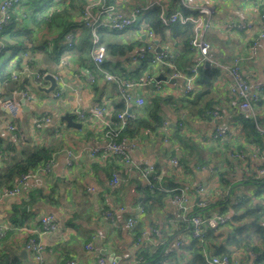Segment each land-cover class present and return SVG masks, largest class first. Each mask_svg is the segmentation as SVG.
<instances>
[{"label":"crops","instance_id":"crops-1","mask_svg":"<svg viewBox=\"0 0 264 264\" xmlns=\"http://www.w3.org/2000/svg\"><path fill=\"white\" fill-rule=\"evenodd\" d=\"M112 4L123 13L131 12L135 7L162 1L168 9L171 0H111ZM56 3L62 0H54ZM182 5L192 14L203 6L215 8L210 18V28L206 38L211 44L210 64L218 69V76L211 93L198 104H172L163 107V127L156 132L144 130L136 139H130L134 144L131 151L132 165H126L119 157L103 152L94 154L96 149L106 145L104 132L107 122L118 107L134 106L127 104L121 97L117 86L104 76L96 79L91 67L92 57L77 54L59 56L62 43L60 34L66 23L82 21V11L74 10L68 14L67 21L36 25L31 20L25 26L36 31L34 48L30 50L20 66L16 61L11 63V85L0 86L4 98L13 95L21 102V112L16 120L11 119L7 111L0 107V146L6 149L13 145L20 152L25 146H48L56 148L48 171L43 168L37 171L25 185L17 197H7L0 200V230L5 229L4 237L0 236V264H99L101 258L110 261L115 259L118 264H151L143 263L138 258L141 249L151 251L161 250L159 264H184L191 258L189 253L178 248L179 240L189 242V226L182 219L179 209L172 203L168 195L162 200L152 198L153 193L144 183L137 166L153 165L159 191L170 194L176 189L188 188L193 200L203 197L207 201L204 215H224L228 221L233 215L231 206L245 198H254L261 191L262 179L258 177L257 169L262 163L264 151L254 157L255 147L246 146V159H232L231 149H239L245 143L237 129L235 121V96L231 93L233 79L228 68L234 64L235 58L241 59L243 76L251 87L264 84V41H259L257 53L253 55L252 45L258 40V34L264 23V0H181ZM67 3L69 9L70 2ZM52 8V12L64 8L66 4ZM58 5V6H59ZM66 8V7H65ZM177 8V7H175ZM50 11V12H51ZM50 15V14H49ZM28 18L24 15V19ZM250 25L251 29H228V25ZM40 26V27H39ZM117 41L123 44H135L134 51L125 57L114 59L117 69L132 72L135 64L133 57L142 51L147 42V31L129 29ZM59 43V44H58ZM158 49L168 51L174 58L181 54L182 41L157 40ZM108 58V56H107ZM195 52L189 59H182L176 68L185 71L197 62ZM175 60V59H174ZM162 66H151L150 74L157 79L159 76L167 81L137 87L136 94L145 101L153 96L169 97L176 100L185 98L184 83L173 77L171 69L162 70ZM47 74L53 75L61 88V95L56 92L46 93L33 88L38 83L42 88H49L50 82L45 80ZM91 75L94 81H91ZM158 82V81H156ZM19 86H25L21 88ZM25 89V90H23ZM201 88L196 85V91ZM32 95L31 101L22 103L21 92ZM264 99V95H263ZM144 103V105H145ZM104 106L108 109L105 116H93L94 107ZM143 105V106H144ZM211 106L214 114H202V110ZM143 106L136 108H142ZM209 110V111H210ZM78 111H85L89 118L81 121ZM264 127V104L255 110ZM69 114L82 128L67 126L62 117ZM49 119L50 121H47ZM14 123L15 131L9 130V124ZM221 128L230 129L231 138L225 137L223 146L221 139H215L214 133ZM234 130V131H233ZM247 144V143H246ZM191 145L195 147L191 148ZM237 149V150H235ZM68 151L77 154L78 160L69 165ZM230 151V152H229ZM233 151V152H234ZM184 157L195 160L189 162L186 169L180 166ZM177 159L179 166L172 164ZM202 159L205 163H196ZM2 162H0V166ZM119 177V183L113 185V176ZM205 188V194L197 192L199 186ZM93 190V191H91ZM42 192L48 197V202L29 204L30 196ZM124 208V211H120ZM113 212L112 219L107 217ZM52 215L58 230L42 235L46 252L42 262H36L33 256L25 251L24 245L35 230H40V219ZM134 217L136 230L141 234L152 229L156 234L143 237L138 243L134 228L128 226V219ZM26 219V225L11 228V219ZM231 227L226 225L215 233H225ZM224 236L220 241H223ZM183 243V244H184ZM218 241H214V245ZM256 243V242H255ZM91 244L92 251L86 249ZM182 246V245H181ZM209 252V251H208ZM212 255V253H208ZM232 261L237 264H256L257 254L248 248L234 249ZM156 264V263H154Z\"/></svg>","mask_w":264,"mask_h":264},{"label":"trees","instance_id":"trees-1","mask_svg":"<svg viewBox=\"0 0 264 264\" xmlns=\"http://www.w3.org/2000/svg\"><path fill=\"white\" fill-rule=\"evenodd\" d=\"M92 1L93 0H62L60 3L66 4L64 8L52 12V8L60 7V3H55L54 0H20L19 5L11 12V24L0 32V86L5 87L12 84V88L17 87L12 81V74L10 73L11 63L16 61L19 70L25 60L24 58L28 56L30 50L34 48L36 31L25 26L26 21L31 20L32 23L40 26L43 24H55L61 20L67 21L68 14H70L71 11L81 9V15H83L84 7ZM180 1L181 0H171V7L168 9L169 12L180 10L185 15H197V12H193L194 14H192V12L182 5ZM66 2H70L71 7L69 9L67 8ZM106 3L112 4V1L106 0ZM160 12V7L154 6L150 11L141 16L134 27L129 29L153 30L159 41H166L167 39L181 40V54L177 58H174V61L178 64L182 59H189L194 52L190 46V40L193 37V24L188 23L186 25H181L177 23L170 27H165L159 19ZM24 15L28 16L26 20L24 19ZM47 16H49L51 23H48ZM127 30L109 32L101 29L99 31L101 42L107 49L108 58H106L105 62L99 68L94 63L92 64L91 69L96 79L99 75L104 76V73H110L125 79L139 80L150 71L152 58L150 55H147L144 60H138L132 72L120 70V68L117 69V63L114 59L125 57L127 54L134 51L135 44H123L117 41V38L122 36ZM70 31H74L77 34L75 44L72 48H68L64 44L65 36ZM59 41L62 43L61 50L59 51V56L61 57L77 53L86 56L91 55L93 48L92 34L91 30L84 26L83 21L66 23L65 28L60 34ZM217 76L218 69L215 66L203 65L200 68V74L196 82L197 87L199 86V88H201L199 92L195 90L194 93L185 95V98L182 100L156 95L147 99L145 105L140 109L133 106L131 111L135 115V119L128 122V125L121 131L120 137L132 140L139 137L144 130L153 132L158 131L163 127V107L173 102L177 104H179V102L186 103L189 105L198 104L211 93ZM19 87L20 89L25 88V86ZM263 104L264 99L262 96L257 102L253 103L254 113L255 110L260 108ZM210 108L211 106L209 105L203 109L201 111L202 114H211L212 111ZM125 110V105L118 107L114 114H112L110 121L115 123L117 121V115ZM235 114V121L239 124L237 132H239V135L245 140V143H243V145L241 144L239 149L244 151L246 146H253L255 148L259 147L260 151H264V127H261L262 120L256 113L254 117H251L239 109L238 111L235 110ZM107 130L108 128L105 129V132ZM233 134L236 135V130L235 133H232V131L228 129L226 137L231 138ZM220 144L223 146L230 145L226 144L223 139H221ZM191 146V148L195 147V145ZM231 146L234 145L232 144ZM231 146H229V148H231ZM0 149L2 150V158L0 161L2 162L0 166V194L8 189L14 188L17 181L23 175L39 171L47 166L52 161L53 154L56 151L54 145L25 146L20 152L11 144L8 145L6 149L0 146ZM231 151L233 152L234 150L231 149ZM179 161L180 166L184 165L186 169H189V162H194L195 160L184 157ZM197 162L199 164L205 163L202 159H197L196 163ZM260 184L262 189L254 195V198L247 197L231 206L233 215L226 223V226L232 229H229L225 233H219L218 236L215 237L216 232L207 226L203 229V237L197 239L192 237L191 231L189 230V242L184 243L183 241L184 244H182L181 248L183 251L189 253L191 258L184 264H208L205 257V253L208 251V253H212L213 251L210 256H227L232 260V251L241 248L253 250L257 254L255 263L264 264V181H261ZM150 191L153 193L150 196H153L152 198H156L157 200H162L168 195H173L172 191L170 194L160 192L159 190ZM41 200L48 202V197L44 193L38 191L30 196L28 203H36ZM25 225L26 219H11V228L16 229ZM222 227L223 226L219 228ZM134 230L136 237L141 235V233L136 230V227ZM223 236L224 240L220 241V237L222 238ZM215 240L218 241V243L214 245ZM161 250L162 249H159L153 252L148 248L141 249L138 253V258H142L141 262L143 263L159 264ZM13 264L20 263L14 261Z\"/></svg>","mask_w":264,"mask_h":264},{"label":"built area","instance_id":"built-area-1","mask_svg":"<svg viewBox=\"0 0 264 264\" xmlns=\"http://www.w3.org/2000/svg\"><path fill=\"white\" fill-rule=\"evenodd\" d=\"M19 3L20 0H0V32L11 24V12L19 5ZM154 6L160 7L161 12L159 19L165 27H170L171 25L177 23L181 25H186L188 23L193 24V37L190 40V46L198 57L197 62L185 71L178 70L176 68L174 57L168 51L161 50V52H159L158 45L156 43L157 37L153 30L147 31L148 42L145 48L133 57V62L137 63L138 60H144L147 55H150L152 57L150 63L151 66H162V70L171 69L173 71V77L183 81L185 95H190L196 90V82L200 74V68L205 65L206 62H211V44L206 38V33L211 26L210 18L215 12V8L212 6H203L199 8L197 15H185L180 10L169 12L168 7L162 1H153L147 5L135 7L131 12L126 14L120 11L114 4L106 3V0H93L84 7L82 15L84 26L90 29L92 34V61L99 68L107 58V49L105 45L102 44L99 33L101 29L109 32H120L132 28L138 23L141 16L150 11ZM233 28L238 30H247L251 29V26L245 24L228 25V29ZM76 36L77 34L74 31L68 32L65 36L64 44L68 48H72L75 44ZM259 41H264V23L259 30L258 40L254 41L252 45L253 55L257 53ZM228 72L233 79L231 93L237 100L236 106L243 113L254 117L255 113L253 111V103L257 102L263 96L264 84H257L254 87H251L248 80L243 76L240 58H235L234 64L228 68ZM104 77L107 81L113 82L117 86L121 97L131 106L134 105L140 107L145 103V101L136 94L137 87L155 83L157 88H160V83L156 82L155 77L151 75L150 72H147L139 80L125 79L110 73H104ZM90 79L91 81H94V76L91 75ZM20 94L24 101L32 100V95L29 92L23 91ZM55 95L59 97L61 92L57 91ZM0 107L7 111L11 119L16 120L20 115L22 104L15 95L10 98H4L2 96V92L0 91ZM107 113L108 109L104 106L97 105L94 107L93 116L95 117L105 116ZM211 114L218 115V112H212ZM77 115L83 122L89 118L88 113L85 111H78ZM134 119L135 115L132 111L130 109H126L117 115V121L115 123H112V121L109 120L107 122L108 130L104 133L106 145L100 149H96L94 154H98L103 150L105 153L119 157L126 165H132L131 151L135 145L132 144L129 139L121 138L120 133L128 125V122ZM46 120L50 121L49 119ZM9 130H16L14 123L9 124ZM227 134V129L221 128L214 133V138L219 140L224 139ZM259 152V147H256L254 150V157H257ZM67 155L69 158L68 163L71 166L78 160L79 157L72 151H68ZM230 157L232 159L244 161L247 156L245 151H234L230 154ZM1 158L2 150L0 149V161ZM51 163L52 161L43 169L48 171ZM172 164L179 166L177 159H173ZM136 168L137 171L141 173L144 183L150 190L154 191L160 189L156 184V181H160L161 179L156 177L155 167L153 165H139ZM36 173L37 171L23 175L17 181L14 188L8 189L0 194V200L7 197H17L21 193V187L33 178ZM257 174L258 177L264 181V156L262 158V163L257 169ZM118 183L119 177L114 175L112 184L117 185ZM197 192L204 195L205 188L200 185L197 188ZM172 193L173 195L171 196V201L181 212L182 219L188 224L193 238H202L203 229L207 226L217 232L219 227L226 225L228 222L227 217L224 215H204V211L208 206L207 201L203 197L198 200H193L189 194L188 188L176 189L173 190ZM119 210L124 211L125 209L120 208ZM113 216V212L107 213V217L110 219H112ZM127 223L130 228H134L136 220L134 217H130ZM40 224V230H35L24 245L25 251L30 253L36 262H42L46 252V245L42 242V235L46 233H54L58 230V224L52 215H45L41 217ZM156 233L157 230L155 229H152L149 232H144L137 237V242L140 243L143 240V237ZM5 234L6 230L1 229L0 236L4 237ZM182 244V240H179L176 243L178 248H180ZM86 249L92 251L93 247L91 244H88ZM205 257L208 264H237L236 261H232L227 256H210L205 253ZM68 264L77 263L75 261H70ZM99 264H118V262L115 259L107 261L106 259L101 258L99 260Z\"/></svg>","mask_w":264,"mask_h":264},{"label":"water","instance_id":"water-1","mask_svg":"<svg viewBox=\"0 0 264 264\" xmlns=\"http://www.w3.org/2000/svg\"><path fill=\"white\" fill-rule=\"evenodd\" d=\"M159 52H161V49H158ZM209 62H206L205 65L206 66H209ZM45 80L49 81L50 82V87L49 88H42L41 85H39L38 83H33L32 81V86L33 88L37 89L38 91H43V92H46V93H51V92H57L61 86L60 84L58 83L57 79L51 75V74H47L45 75L44 77ZM168 79L163 77V76H159L156 81H167ZM25 101L22 99V103H24ZM62 120L65 121L67 123V126L69 127H74V128H77V129H81L82 128V123H77L75 120H74V117L69 115V114H66L62 117ZM113 259V258H112Z\"/></svg>","mask_w":264,"mask_h":264}]
</instances>
